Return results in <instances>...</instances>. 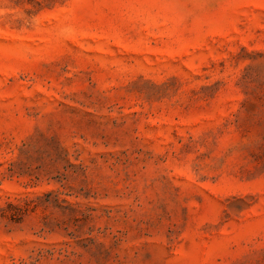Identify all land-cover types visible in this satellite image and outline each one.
Segmentation results:
<instances>
[{"label":"rangeland","instance_id":"1","mask_svg":"<svg viewBox=\"0 0 264 264\" xmlns=\"http://www.w3.org/2000/svg\"><path fill=\"white\" fill-rule=\"evenodd\" d=\"M0 264H264V0H0Z\"/></svg>","mask_w":264,"mask_h":264}]
</instances>
